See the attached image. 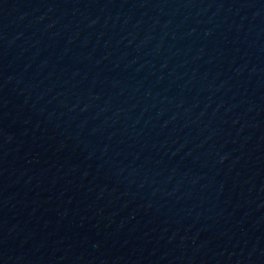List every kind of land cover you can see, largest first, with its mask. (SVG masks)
<instances>
[{"label": "water", "instance_id": "1", "mask_svg": "<svg viewBox=\"0 0 264 264\" xmlns=\"http://www.w3.org/2000/svg\"><path fill=\"white\" fill-rule=\"evenodd\" d=\"M0 264H264V0H0Z\"/></svg>", "mask_w": 264, "mask_h": 264}]
</instances>
